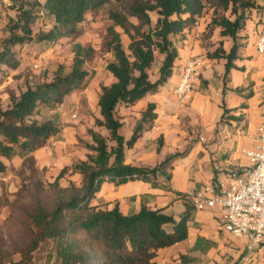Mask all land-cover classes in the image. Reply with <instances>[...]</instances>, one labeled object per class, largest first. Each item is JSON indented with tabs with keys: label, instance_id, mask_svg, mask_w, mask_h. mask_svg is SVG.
Masks as SVG:
<instances>
[{
	"label": "trees",
	"instance_id": "1",
	"mask_svg": "<svg viewBox=\"0 0 264 264\" xmlns=\"http://www.w3.org/2000/svg\"><path fill=\"white\" fill-rule=\"evenodd\" d=\"M15 18L8 24L9 36L0 41V75L4 69L15 71L21 61L16 47L28 44H57L79 34L90 12L113 6L109 11L112 22L107 29L103 50L112 55L105 69L114 78L109 86L101 87L98 97L100 119L95 126L104 128L108 136L89 131L92 144L86 160L65 166L49 189L55 192L52 205L36 202L28 214L33 226L32 246L23 259L29 264L31 254L40 243L52 240L57 245L59 264H157L158 251L184 241L192 208L178 219L143 205L138 213L124 215L118 204H93L104 183L117 186L141 180L152 187L159 186V177L170 180L166 169L178 156H170L154 168H138L127 164L126 150L132 149L156 120L153 103L146 106L142 120L137 123L130 139L121 134L123 123L117 116L121 105L133 107L147 95L155 93L172 76L179 58L176 43L185 39L187 31L198 26L207 7L215 17L208 25L219 27L223 37L234 41L244 28L246 13L256 8L253 0H12ZM219 11L230 17L217 18ZM151 14H156L153 22ZM231 17L234 19L231 20ZM48 19L47 31L33 33L38 20ZM122 33L128 38L125 47ZM238 47L234 43L229 52L223 46L207 55L211 60L226 61V74L236 68ZM71 71L58 70L49 83L27 88L19 97L11 96V106L0 110V174L7 169L4 160L25 158L44 148L49 140L61 132L53 121L37 119L43 108L60 106L64 99L83 91L93 74L86 70L94 58L91 47L76 45ZM157 54L163 57L159 77L152 81L149 71ZM81 176L80 187L70 182L60 187L59 181ZM185 197V196H182ZM5 203L0 199V208Z\"/></svg>",
	"mask_w": 264,
	"mask_h": 264
},
{
	"label": "crops",
	"instance_id": "2",
	"mask_svg": "<svg viewBox=\"0 0 264 264\" xmlns=\"http://www.w3.org/2000/svg\"><path fill=\"white\" fill-rule=\"evenodd\" d=\"M253 2L256 8L246 13L244 28L235 41L221 36L219 27H215L210 39L215 44L222 43L227 52L234 43L239 45L236 68L226 74V61L209 59L204 46L203 58L197 57L201 54L198 35L215 17L209 10L191 34L176 43L179 58L171 78L139 102L143 109L149 103L155 104L157 117L152 128L126 150V162L151 169L178 154L166 169L170 180L159 177L158 187L141 180L120 186L107 182L102 186L106 194L97 204H107L109 208L118 204L124 215L138 213L145 205L152 210L163 209L178 219L188 207L192 208L187 238L159 250L157 264H264V248L223 231L217 212L197 210L193 200L207 186L225 189L231 174L243 176L249 169L245 152L256 144L264 91V54H258L256 49L264 27V0ZM223 14L230 17L229 12ZM190 60L201 61L203 67L191 97L179 104L173 92Z\"/></svg>",
	"mask_w": 264,
	"mask_h": 264
},
{
	"label": "rangeland",
	"instance_id": "3",
	"mask_svg": "<svg viewBox=\"0 0 264 264\" xmlns=\"http://www.w3.org/2000/svg\"><path fill=\"white\" fill-rule=\"evenodd\" d=\"M13 6L12 0H0V41L9 36V20L16 16ZM111 7L113 6L88 13L79 34L69 39L53 45L28 44L16 47L17 56L21 61L20 67L15 71L4 69L0 75V110H6L11 106V96L19 97L27 88L51 82L58 70H62L64 74L69 73L76 45L91 47L94 50V58L86 66V70L93 74L88 86L83 91L67 96L60 106L43 108L37 116L40 122L53 121L61 127V132L52 137L44 148L30 156L4 160L7 169L0 174V199L5 203V206L0 208V264H24L23 259L34 239L33 226L28 217L34 204L41 202L52 205L56 202V194L49 186L55 182L62 168L86 160L88 146L92 144L90 130L108 136V132L95 126V122L101 118L98 107L101 87L109 86L115 81L105 69L112 61V55L103 50L106 31L112 24L109 19ZM207 11L208 7L205 13H208ZM216 16L217 18L224 16L223 11L216 13ZM151 17L155 22L157 15L151 14ZM51 26L48 19H40L34 25L33 33L47 31ZM215 29L211 28L210 38H207L210 33L208 28L204 33L198 32L197 40L201 50L198 58H203V46L207 56L222 45L210 40ZM192 30L187 31L185 36L191 34ZM118 31L122 34L126 47L129 40L120 29ZM162 60L163 57L157 54L154 67L149 71L152 81L159 77ZM145 109L141 108L139 103L133 107L125 105L118 107L117 116L123 123L121 134L124 138L131 137L129 131L134 130L137 123L142 120ZM81 179V176L68 177L60 180L58 185L65 188L71 182L80 187ZM104 194L106 189L101 188L92 203L97 204ZM56 252V243L45 240L31 254L29 264H59Z\"/></svg>",
	"mask_w": 264,
	"mask_h": 264
},
{
	"label": "built area",
	"instance_id": "4",
	"mask_svg": "<svg viewBox=\"0 0 264 264\" xmlns=\"http://www.w3.org/2000/svg\"><path fill=\"white\" fill-rule=\"evenodd\" d=\"M256 49L258 54H264V27ZM202 67L203 63L198 60H190L186 64L181 81L173 92L179 104H185L191 97ZM260 115L262 121L256 144L245 152L249 161L246 174L233 173L225 189L207 186L193 200L195 209L217 212L223 231L245 237L253 246L264 248V91Z\"/></svg>",
	"mask_w": 264,
	"mask_h": 264
}]
</instances>
